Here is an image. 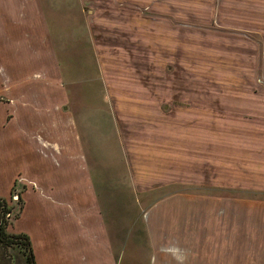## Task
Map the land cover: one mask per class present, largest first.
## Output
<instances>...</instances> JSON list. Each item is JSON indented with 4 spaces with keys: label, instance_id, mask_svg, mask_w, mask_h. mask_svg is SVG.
Masks as SVG:
<instances>
[{
    "label": "rangeland",
    "instance_id": "obj_1",
    "mask_svg": "<svg viewBox=\"0 0 264 264\" xmlns=\"http://www.w3.org/2000/svg\"><path fill=\"white\" fill-rule=\"evenodd\" d=\"M1 12L52 49L47 138L3 140L0 112L7 231L30 230L44 264H264V0H0ZM81 165L96 198L84 204ZM29 188L68 211L31 201L22 216ZM82 226L84 248L67 249ZM54 228L68 235L51 248ZM8 248L3 261L21 249Z\"/></svg>",
    "mask_w": 264,
    "mask_h": 264
},
{
    "label": "crops",
    "instance_id": "obj_2",
    "mask_svg": "<svg viewBox=\"0 0 264 264\" xmlns=\"http://www.w3.org/2000/svg\"><path fill=\"white\" fill-rule=\"evenodd\" d=\"M5 14L6 13L4 12L0 13V98L2 99L0 101V112L5 110L4 120L2 121V137L3 140L14 138L15 140H23L25 142L30 139L43 140L46 139V136L50 134L47 133V129H49L48 120L50 119V115H48L49 113L47 114V110H52L51 100L49 99L50 94L52 93V81L50 79L52 67V49L50 46V49L47 52L42 50L44 45L47 46V41L44 37H41L42 40L38 41L35 36V32L32 31L31 33V30L35 29V25L29 23L30 21L28 18L24 21H18L16 20V14L9 13L7 16L9 19L12 17L13 20H10L13 22L6 23V21H4L6 18ZM20 28L22 31L19 30ZM50 44L51 42H49V45ZM47 76H49V79H47ZM36 125L39 126L36 127ZM42 130H44V132H41ZM37 150H41L40 145ZM0 163H2V161H0ZM83 165L79 167L81 171V179L79 181H71L73 184L63 179L66 167H58L61 171V179L59 181L70 183L72 184L73 189L80 191V197L78 202H76L78 204H84L85 197L87 203L90 201V199L96 200L95 193L92 190L93 186L91 182H87L90 194L88 196L85 194L87 184H85V169ZM22 177H24L23 182L26 180V182H24L26 184L40 182L39 177L29 178L24 175H22ZM54 182L55 179L51 180L50 185ZM31 189L33 193H35L34 188H29V192H31ZM31 201L32 203L36 201V204L38 205L53 203H56L58 206L66 205L67 211L70 205L67 197L63 200L54 198L46 191L42 196H40L38 193H35V196H30V198L28 197V199L25 201L26 208L24 209L22 216L27 213H31L29 207ZM67 217L68 216H65V219H67ZM69 219L75 221L77 223L75 226L78 227V224L80 223L79 220H82V216L75 218L69 216ZM54 220H57V218H54ZM83 228V226L76 228L78 236L73 242H70L69 239L67 240V249L72 248L73 250L74 247H76V249L84 248L85 234ZM8 232L12 234L23 233L28 235L35 256L36 264H44L42 259L43 255L37 254L36 252L34 237L30 233V230H24L21 232ZM62 232L68 235V232L64 229L58 230L54 228L48 229V231L44 230L42 232V237H45L44 242L49 243L47 245L52 248V244L60 246L61 242L58 235H60ZM48 233L50 236H58L59 239L57 237L55 238V241H47V238L49 237ZM94 240L95 238L93 241ZM43 244L40 243V249L43 247ZM14 247H17V245L10 246L8 249H11L10 251H14ZM5 248L6 247H4L0 241V253L5 251ZM11 258L12 260L10 261H3L0 259V264H28L26 255L21 249H18L16 253L13 252Z\"/></svg>",
    "mask_w": 264,
    "mask_h": 264
},
{
    "label": "trees",
    "instance_id": "obj_3",
    "mask_svg": "<svg viewBox=\"0 0 264 264\" xmlns=\"http://www.w3.org/2000/svg\"><path fill=\"white\" fill-rule=\"evenodd\" d=\"M10 212L11 208L6 199L0 197V241L4 247L19 246L26 255L27 263L36 264L29 236L23 233L10 234L6 231Z\"/></svg>",
    "mask_w": 264,
    "mask_h": 264
},
{
    "label": "flooded vegetation",
    "instance_id": "obj_4",
    "mask_svg": "<svg viewBox=\"0 0 264 264\" xmlns=\"http://www.w3.org/2000/svg\"><path fill=\"white\" fill-rule=\"evenodd\" d=\"M6 231H7V229H6ZM8 232V231H7ZM9 233V232H8ZM10 234H12V233H10ZM34 254V253H33ZM35 257V256H34ZM36 261V260H35Z\"/></svg>",
    "mask_w": 264,
    "mask_h": 264
}]
</instances>
